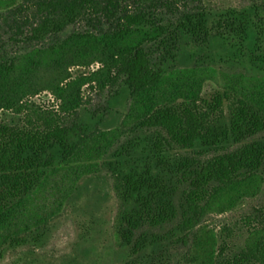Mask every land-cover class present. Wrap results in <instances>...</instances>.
I'll return each mask as SVG.
<instances>
[{
  "label": "trees",
  "instance_id": "16d2710c",
  "mask_svg": "<svg viewBox=\"0 0 264 264\" xmlns=\"http://www.w3.org/2000/svg\"><path fill=\"white\" fill-rule=\"evenodd\" d=\"M119 83L113 107H85ZM104 178L110 221L88 209ZM263 191L264 0H0V264H54L36 253L81 211L59 264H96L104 237L110 264H264L263 207L205 226Z\"/></svg>",
  "mask_w": 264,
  "mask_h": 264
},
{
  "label": "rangeland",
  "instance_id": "374dc122",
  "mask_svg": "<svg viewBox=\"0 0 264 264\" xmlns=\"http://www.w3.org/2000/svg\"><path fill=\"white\" fill-rule=\"evenodd\" d=\"M212 5H228L234 7H240L245 3V0H208ZM97 66L92 68L96 69ZM91 71V70H90ZM89 70L84 68H74L72 70L73 75H79L82 73H88ZM122 83H119L118 86L113 89H108L104 92L86 89L84 91V97L86 100V108L89 111L96 112L97 115L100 113H104V108L113 107L111 104L112 96L119 95L117 97L122 98L123 96V86ZM219 86L215 82H207L203 91L204 97H209L213 92H215ZM36 105L56 109V102L54 98L47 92L41 93L39 96L35 97L31 100ZM126 104L121 102L120 105H115L114 108L119 112L124 114L127 110ZM105 117L107 118V114L105 113ZM3 119L5 121L11 122L15 121V117L10 115L9 113L3 114ZM98 194H88L89 198V210L92 211L95 218L105 215V220L110 221L111 218L114 217L115 210V201L114 196L111 192L110 184L107 179H101L99 185L97 187ZM87 198V200H88ZM264 208V191L263 193L255 200L248 201L244 208L238 209L237 211L225 213V214H213L209 216L205 221V226L209 229L214 230L217 233H221L224 231L225 227H233L234 224L239 222L243 217L250 214L255 208ZM87 217L86 211L81 212H70L65 218H63L60 222V225L57 231L53 234L50 242L46 245V247L36 254L38 257H44L45 259L52 261L54 264H59V261L67 256H71L74 254V249L78 242L81 241L80 235L83 230L82 223L84 219ZM107 237H104L99 243L96 245V250L94 253V258L96 259V264H110V257H105L104 246L107 245ZM26 251H20L18 253H9L7 254L5 260L2 264H10L13 260L16 259L17 256H23V253Z\"/></svg>",
  "mask_w": 264,
  "mask_h": 264
},
{
  "label": "built area",
  "instance_id": "2783aa9c",
  "mask_svg": "<svg viewBox=\"0 0 264 264\" xmlns=\"http://www.w3.org/2000/svg\"><path fill=\"white\" fill-rule=\"evenodd\" d=\"M97 68H98V65H97Z\"/></svg>",
  "mask_w": 264,
  "mask_h": 264
}]
</instances>
